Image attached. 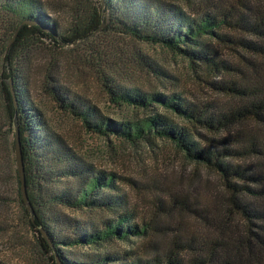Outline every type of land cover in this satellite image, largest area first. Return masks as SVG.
Wrapping results in <instances>:
<instances>
[{
    "label": "trees",
    "instance_id": "1",
    "mask_svg": "<svg viewBox=\"0 0 264 264\" xmlns=\"http://www.w3.org/2000/svg\"><path fill=\"white\" fill-rule=\"evenodd\" d=\"M89 1L88 9H76L73 21L63 28L40 0H0V28L6 34L0 48L1 93L10 123L15 119L19 123L33 216L20 192L18 170L17 195L50 264H264V0L213 2L210 8L189 14L158 0H104L105 6L101 0ZM110 29L159 44L182 56L193 69L231 75L211 82L222 98L198 100L171 88L142 91L106 75L102 80L109 100L129 110L127 116L114 119L76 95L59 94L56 88L51 94L97 135L113 134L131 144L169 141L188 160L216 173L224 190L222 201L214 211L208 206L197 214L215 218L218 232L222 222L233 225L228 234L220 232L211 238L175 233L162 249L149 251L153 245L149 239L138 249L82 253L84 258L77 260L61 249L130 242L132 237L148 238L156 229L139 218L117 184V179L126 178L96 169L50 134L41 113L26 109L23 101L29 98L16 82L14 62L31 45L49 40L53 47L67 48L74 42H91L97 33ZM217 47L233 57L224 56ZM9 78H13L17 108ZM60 178L67 179L69 187L49 193V199L61 206L103 213L100 222L73 225L70 220L59 224V233L64 230L65 237L56 234L46 217L49 206L43 192ZM217 213L221 218L217 219Z\"/></svg>",
    "mask_w": 264,
    "mask_h": 264
},
{
    "label": "rangeland",
    "instance_id": "2",
    "mask_svg": "<svg viewBox=\"0 0 264 264\" xmlns=\"http://www.w3.org/2000/svg\"><path fill=\"white\" fill-rule=\"evenodd\" d=\"M40 1L63 28L73 21L76 9L85 10L91 5L89 0ZM158 1L182 7L185 14H189L224 0ZM5 36L0 28V48ZM217 48L224 56H232L225 49ZM147 62L153 67L146 65ZM14 67L18 73L16 82L29 98L23 101L26 109L40 112L48 132L63 140L81 160L98 170L116 172L126 178L117 179V184L139 218L156 228L148 238L132 237L130 242L120 240L97 247L61 246L71 259L77 260L79 256L83 259L82 253L138 249L149 239L153 244L149 251L162 249L175 233L211 238H216L220 232L228 234L233 225L222 222L224 226L218 232L215 218L211 215L202 218L197 214L198 209L208 206L214 211L222 201L224 190L216 173L188 160L169 141L156 139L131 144L113 134L97 135L88 130L78 116L65 111L50 90L56 88L59 94L76 95L81 101L96 106L102 115L120 119L127 116L129 110L118 108L109 100L102 80L106 75L127 87L148 92L171 88L198 100H220L222 96L211 82H220L231 75L193 69L182 56L159 44L139 41L111 29L97 33L91 42H77L67 48L53 47L49 40L31 45L16 59ZM1 90L0 83V264H50L48 254L40 246L37 233L28 226L19 204L13 148L15 127L10 123ZM66 181L60 178L43 192L49 206L46 217L56 234L60 232L61 223L70 220L73 225L89 220L98 223L104 215L51 201L49 193L65 190L69 187ZM216 215L217 219L221 218V213ZM65 233L64 230L59 233L60 237H65Z\"/></svg>",
    "mask_w": 264,
    "mask_h": 264
},
{
    "label": "water",
    "instance_id": "3",
    "mask_svg": "<svg viewBox=\"0 0 264 264\" xmlns=\"http://www.w3.org/2000/svg\"><path fill=\"white\" fill-rule=\"evenodd\" d=\"M102 4L105 6L104 4V0H101ZM27 23H33L35 24V22L33 21H30V20H27L25 21ZM17 33H18V30L15 32L12 40H10L9 44H8V47L10 45V43L15 39V37L17 36ZM73 44H76V42H74ZM8 85H9V88H10V91L13 95V99H14V104H15V108H17L19 106L18 104V100H17V96L15 94V87H14V82H13V78H10L9 81H8ZM18 121L17 119H15V122H14V141H13V148H14V151H15V161H16V165H17V170H18V177H19V180H20V183H21V195H22V198L24 200V202L26 203L27 205V210L31 213V215L33 216L34 212L32 210V204L30 203V200H29V197H28V189H27V184H26V171H25V164H24V153H23V149H22V145H21V132H20V128H19V125H18ZM44 236H47L45 232H43ZM58 264H60V262L58 261Z\"/></svg>",
    "mask_w": 264,
    "mask_h": 264
}]
</instances>
